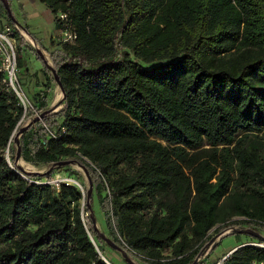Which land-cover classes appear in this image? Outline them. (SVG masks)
<instances>
[{"label": "trees", "instance_id": "16d2710c", "mask_svg": "<svg viewBox=\"0 0 264 264\" xmlns=\"http://www.w3.org/2000/svg\"><path fill=\"white\" fill-rule=\"evenodd\" d=\"M40 1L76 40L51 67L38 57L61 84L58 112L36 119L41 101L17 126L0 85V264H110L87 190L35 183L62 161L84 171L107 238L145 264H193L214 228L264 231V0ZM1 18L16 25L0 0ZM17 151L47 171H22ZM222 259L264 261V248Z\"/></svg>", "mask_w": 264, "mask_h": 264}, {"label": "crops", "instance_id": "0c3cea01", "mask_svg": "<svg viewBox=\"0 0 264 264\" xmlns=\"http://www.w3.org/2000/svg\"><path fill=\"white\" fill-rule=\"evenodd\" d=\"M7 1L23 39V42L18 41L20 83L27 96L38 104L42 101L46 107L50 108L58 103L59 110H61L63 107L61 90L56 83L50 82L51 72L38 59L39 56L44 58L47 66L51 67L49 53L60 49V27H57L50 8L41 3L40 0ZM217 243H220V240ZM246 243L245 241L238 242L217 258L215 264L231 251Z\"/></svg>", "mask_w": 264, "mask_h": 264}, {"label": "rangeland", "instance_id": "374dc122", "mask_svg": "<svg viewBox=\"0 0 264 264\" xmlns=\"http://www.w3.org/2000/svg\"><path fill=\"white\" fill-rule=\"evenodd\" d=\"M4 24H8V23H7L6 19L1 18L0 19V26H2ZM118 51L120 53V51H121L120 48L118 49ZM18 77H19V72H18ZM19 81H20V79H19ZM24 92H25V90H24ZM25 95H26L27 99L29 100L30 104L33 106V108L37 112V107L39 106L38 103L35 102L33 99L29 98L27 96L26 92H25ZM46 108L52 109L53 111L50 114H54V113L58 112L59 104L56 103L52 107H50V108L46 107ZM22 117L19 121L20 123L24 119ZM29 121L30 120L25 121L24 125H27V123ZM4 152L9 153V149H5ZM85 161L87 162V160H85ZM17 164L26 172H37L39 174H42V173H45L47 171L46 167H35L31 164L24 162L21 159H19L17 161ZM59 174H61L63 177L72 178V180L78 182L80 185V188L79 189L77 188V189L81 192L82 196L84 197L85 190L89 189V185H88L87 177H86L84 171L82 170V168L80 166H78L76 164H71V165L65 166V167H63V169L60 170ZM43 180H45V179H43ZM91 198H92V205H91L92 206V215L95 219V227L101 234H103L105 237H107L108 231L105 227L104 216L100 212L98 202H97V197H96L94 190H92ZM82 203L84 205L83 201H81V205H82ZM234 220L242 221V220H244V218L237 217V218H234ZM242 227H243V229H246V228L249 229L246 225H242ZM235 228L238 229V227H235ZM215 229L216 228L212 229L208 233V240H207L208 243L206 245L205 252L203 253V255H201L199 258H197L196 262L203 263V264H215L217 258L221 257L222 254H224L229 249L234 247L238 242L245 241L248 243V242L254 241L253 238H251L247 235L232 234V232H233L232 230H227V231H224L221 234L217 235ZM257 231L259 234L264 236V231L262 229H257ZM229 233H231V234H229ZM219 240H220V243H217ZM262 244L264 245V243H262ZM166 254H167V252L165 253V255ZM104 255L106 256V258H104V257L103 258L110 264H127L125 262V260L122 258V256L120 255V253L112 250L108 246L104 247ZM129 258L136 264H145L144 262H142L139 259H136L135 257H129Z\"/></svg>", "mask_w": 264, "mask_h": 264}, {"label": "built area", "instance_id": "2783aa9c", "mask_svg": "<svg viewBox=\"0 0 264 264\" xmlns=\"http://www.w3.org/2000/svg\"><path fill=\"white\" fill-rule=\"evenodd\" d=\"M58 20L61 23L59 38L62 43L73 44L76 40V33L72 31L67 23V15L64 13L58 14ZM22 35L20 28L17 25L4 24L0 26V85L8 92L12 93L18 101V105L23 110V117L25 118L27 110L33 114H37L36 110L30 104L27 99L23 87L18 77V36ZM20 124L18 122L17 126ZM48 133V138L56 139L59 135L54 130H50L45 127ZM64 132V128H60V133ZM5 153V152H4ZM7 161H9L8 152L5 153ZM36 184L51 185L56 190L60 185L74 186L80 188V185L74 184L72 178L63 177L59 173H55L49 180H43L42 182H35ZM245 245H254L264 248L261 244L246 243ZM250 264H264L261 260H252Z\"/></svg>", "mask_w": 264, "mask_h": 264}, {"label": "water", "instance_id": "95a60500", "mask_svg": "<svg viewBox=\"0 0 264 264\" xmlns=\"http://www.w3.org/2000/svg\"><path fill=\"white\" fill-rule=\"evenodd\" d=\"M1 2H2V4L4 5V8H5V11L7 12V14L8 15H11V10H10V7H9V4H8V1L7 0H1ZM51 74L53 75V77H54V80H55V83L57 84V86L59 87V89L61 90V84H60V82H59V79H58V77H57V75L55 74V72L53 71V70H51ZM61 93H62V90H61ZM63 95V94H62ZM53 110L52 109H49V110H47L45 113H43V114H41L39 117H37L36 119H38V120H42V118H43V116L45 115V114H50L51 112H52ZM26 130V126L25 127H22L21 129H20V133H23L24 131ZM16 158H17V161L20 159V153H19V151H17V154H16ZM71 164H74V163H72L71 161H62V162H59L58 163V165L57 166H59V167H64V166H68V165H71ZM22 169V168H21ZM22 171H24L23 169H22ZM24 172H26V171H24ZM29 173H37V172H29ZM91 193H92V189L89 187V189L87 190V199H89L90 197H91ZM91 218H92V221H93V223H95V219H94V217H93V215H91ZM227 231V230H226ZM236 233H243L244 235H247V236H249V237H251V238H253V239H256V240H260V241H262V243H264V236H262L261 234H259L258 232H256V231H254V230H251V229H244V230H236L235 231ZM233 233V232H232ZM229 234H231V233H229ZM100 237L106 242V244L109 246V247H111L113 250H115V251H118V252H120L121 253V256L123 257V259L125 260V262L127 263V264H136V263H134L130 258H129V256L125 253V252H123L118 246H116V245H114L107 237H105L103 234H101L100 233ZM242 246H244V245H242ZM241 247V246H240ZM237 248H239V247H237ZM235 250V249H234ZM233 250V251H234ZM233 251H231V252H233ZM230 252V253H231ZM229 253V254H230ZM228 254V255H229ZM227 255V256H228ZM106 263H108L104 258H102ZM223 260V259H222ZM221 260V261H222ZM196 262H194L193 264H195Z\"/></svg>", "mask_w": 264, "mask_h": 264}, {"label": "bare ground", "instance_id": "6f19581e", "mask_svg": "<svg viewBox=\"0 0 264 264\" xmlns=\"http://www.w3.org/2000/svg\"><path fill=\"white\" fill-rule=\"evenodd\" d=\"M24 37H25V36H24ZM73 182H74V184H76V185H79V183H78V182H76V181H74V180H73Z\"/></svg>", "mask_w": 264, "mask_h": 264}]
</instances>
